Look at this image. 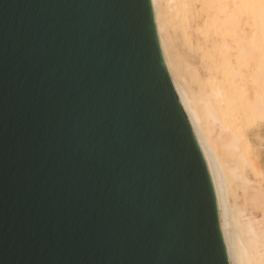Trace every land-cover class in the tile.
<instances>
[{"label": "water", "instance_id": "water-1", "mask_svg": "<svg viewBox=\"0 0 264 264\" xmlns=\"http://www.w3.org/2000/svg\"><path fill=\"white\" fill-rule=\"evenodd\" d=\"M0 264H229L150 0H0Z\"/></svg>", "mask_w": 264, "mask_h": 264}, {"label": "bare ground", "instance_id": "bare-ground-1", "mask_svg": "<svg viewBox=\"0 0 264 264\" xmlns=\"http://www.w3.org/2000/svg\"><path fill=\"white\" fill-rule=\"evenodd\" d=\"M229 264H264V0H150Z\"/></svg>", "mask_w": 264, "mask_h": 264}]
</instances>
